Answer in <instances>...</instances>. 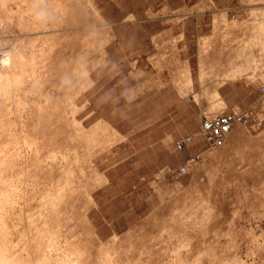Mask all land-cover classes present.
Here are the masks:
<instances>
[{"label": "rangeland", "instance_id": "374dc122", "mask_svg": "<svg viewBox=\"0 0 264 264\" xmlns=\"http://www.w3.org/2000/svg\"><path fill=\"white\" fill-rule=\"evenodd\" d=\"M64 2L69 15L60 20L69 23L64 28L70 30L57 25L23 32L13 22L0 28V58L19 36L24 52L32 56L48 35H70L71 42L63 49L49 52L47 47L45 53L36 54L40 72L37 78L29 76L25 85L24 125L31 131L29 118L39 114L37 105L57 114L69 108L63 101L70 100L76 108L66 114L82 127L102 122L108 132L116 133L93 149L87 168L89 176L98 178L84 192L82 211L97 238L113 245L119 263L133 261L137 257L132 253L144 249V259L160 264L161 243L152 237L160 228L164 235L163 229L175 218L188 221L187 238L229 244V250L220 248L217 254L226 263L264 264V195L250 196L247 190L240 201H234L237 188L230 182L220 187L212 183L209 162L215 145L199 139L183 149L176 147L180 136L199 130L205 115L222 111L246 113L245 125L252 137L264 129V82H251L245 76L227 80L220 88L227 102L222 108H209L195 94L202 91L200 58L205 65L211 58L202 52V44L216 42L220 53L214 57L224 62V55L238 51L253 33L255 11L264 13V0ZM255 67V76H263L264 60L249 70ZM185 68L193 80L191 89L182 85ZM223 70L222 65L218 72ZM193 156L197 157L191 160ZM2 174L10 177L12 172ZM252 186L257 188L253 183L239 187ZM221 188L224 198L215 202ZM205 195L211 197L212 215L190 218L192 206ZM5 230L0 222V233ZM196 252L191 250L187 257Z\"/></svg>", "mask_w": 264, "mask_h": 264}, {"label": "bare ground", "instance_id": "6f19581e", "mask_svg": "<svg viewBox=\"0 0 264 264\" xmlns=\"http://www.w3.org/2000/svg\"><path fill=\"white\" fill-rule=\"evenodd\" d=\"M67 11L64 0H0V28L7 29L14 22L23 32L57 25L70 30L64 28L70 24L60 20L69 15ZM255 13L253 33L238 51L227 52L224 62L214 57L220 53L216 42L205 41L201 46L202 52L211 58L209 65L200 58L198 80L202 91L194 93L206 100L211 109L227 103L220 92L227 80L245 76L251 82H264V75L255 76L257 67L249 70L253 63L264 60V13L257 10ZM21 39V36L13 39L0 58V222L6 225L5 232L0 233V264H154L152 259L141 255L144 249L132 253L131 257H137L133 261L119 263L113 245L97 238L82 211L84 192L98 178L87 173L92 165L91 152L111 141L109 136L116 133L108 132L102 122L89 129L82 127L66 114L76 108L70 100L63 101L69 108L59 114H51L37 105L39 114L30 116L31 131H26L23 108L27 105L22 96L28 77L37 78L40 72L36 56L45 53L47 47L49 52L63 49L71 42L70 35L63 32L48 35L33 49L32 56L24 52ZM32 45L36 46L34 41ZM257 45L259 50L254 49ZM222 65L224 70L218 72ZM183 74L182 85L191 89L189 69L185 68ZM240 124L211 149L209 162L214 185L220 187L230 182L234 190L237 188L234 201H240V194L247 190L250 196L264 195V129L252 137L245 123ZM5 170H11L12 175L4 177ZM246 183L257 188L239 187ZM221 189L216 192L215 202L224 198ZM210 201V196H203L188 216L204 219L212 215ZM203 205L207 206L200 213ZM187 224V220L174 218L163 229L164 235L160 228L152 237L155 243H161L158 252L163 253L164 259L160 264H228L217 254L220 248L229 250V244L206 243L202 237L187 238L184 234ZM193 249L197 252L188 258Z\"/></svg>", "mask_w": 264, "mask_h": 264}, {"label": "built area", "instance_id": "2783aa9c", "mask_svg": "<svg viewBox=\"0 0 264 264\" xmlns=\"http://www.w3.org/2000/svg\"><path fill=\"white\" fill-rule=\"evenodd\" d=\"M248 121L243 111H222L212 117L205 115L198 131L180 136L176 141L177 149H183L202 139L207 145H219L228 132L240 123ZM197 156L190 159L194 160Z\"/></svg>", "mask_w": 264, "mask_h": 264}, {"label": "crops", "instance_id": "0c3cea01", "mask_svg": "<svg viewBox=\"0 0 264 264\" xmlns=\"http://www.w3.org/2000/svg\"><path fill=\"white\" fill-rule=\"evenodd\" d=\"M110 44V43H109ZM175 88V87H174ZM184 135V134H183Z\"/></svg>", "mask_w": 264, "mask_h": 264}]
</instances>
